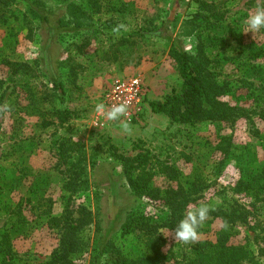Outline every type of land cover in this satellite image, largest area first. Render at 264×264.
Returning <instances> with one entry per match:
<instances>
[{
    "label": "rangeland",
    "instance_id": "374dc122",
    "mask_svg": "<svg viewBox=\"0 0 264 264\" xmlns=\"http://www.w3.org/2000/svg\"><path fill=\"white\" fill-rule=\"evenodd\" d=\"M75 1L16 0L0 9V244L12 247L14 264H46L59 244L48 220L80 206L93 211L95 220L86 236L90 247L76 264H94L104 239L112 245L105 262L119 255L132 264L148 254L141 232L122 229L127 211L159 227L166 264H189L196 244L215 243L226 230L215 210L233 201L252 218L236 223L231 243L247 247L255 263L264 264V179H256L264 171V32L244 33L242 23L260 3L99 0V12L84 6L90 19L74 33L57 32L36 16L41 2L54 14L53 22L63 19ZM32 2L38 3L31 7ZM81 36L91 41L82 55ZM175 39L191 54L203 44L218 82L227 85L220 99L246 110L245 118L190 125L151 111L150 102H164L184 87L170 55ZM8 62L29 64L32 72L14 74ZM74 65H81L76 86ZM124 75L140 78L149 92L138 122L107 120L95 111L105 89ZM54 77L66 86L64 98L53 95ZM56 108L73 113L69 123H58L51 113ZM45 118L55 123L46 127ZM64 136L84 148L89 184L76 192L67 185V166L58 162L56 142ZM139 154L149 155L152 166L161 162L179 172L175 181L157 176L156 187L195 185L187 208L206 204L214 211L198 241L175 240L166 226V207L133 197L116 156Z\"/></svg>",
    "mask_w": 264,
    "mask_h": 264
},
{
    "label": "trees",
    "instance_id": "16d2710c",
    "mask_svg": "<svg viewBox=\"0 0 264 264\" xmlns=\"http://www.w3.org/2000/svg\"><path fill=\"white\" fill-rule=\"evenodd\" d=\"M15 1L0 0V9L9 8ZM255 2L261 3L262 0L248 1L249 4ZM37 3L32 2L30 6L34 7ZM85 5L96 12H99L101 8L99 0H77L68 5L70 7L69 15L63 19L58 17L53 22L54 14L44 6L42 8V3L39 2L38 7L40 9L37 10L36 16L40 22H47L57 32L74 33L82 29L81 23L83 24L85 19H90L88 13L84 10ZM157 36H162L161 32ZM81 37L82 42L77 47V52L82 55L91 46V41L85 36ZM170 55L178 67L184 81V87L181 92L166 96L164 102H150L149 106L154 114L165 113L173 122L190 125L204 122L233 123L246 117V110L231 106L220 99L225 94L227 85H221L218 82L216 74L211 69L213 62L206 56L201 42H199L197 52L191 54L184 49V45L180 40L175 39ZM7 64L12 68L14 74L32 72V67L29 64L12 62ZM80 68L81 65L71 66L73 76L71 83L74 86H76L77 69ZM51 83L53 85V95H56L59 99L64 98L67 90L61 78L54 77L51 79ZM51 113L60 125L69 123L73 117V113L67 109L56 108ZM54 123L48 118L43 121L46 127ZM56 148L59 155V164L67 166L64 172L69 181L67 185L70 184V188L75 192L88 187L87 168L83 162L85 158L83 145L75 142L69 136H64L57 140ZM116 157L120 161L133 197L137 200L145 199L148 203L160 204L166 207L168 211L166 226L169 229H174L189 203L193 200L192 195L196 188L195 185L191 189L158 188L154 185L157 176L162 175L172 181L179 178V172L173 166L161 162H156L157 166H152L151 158L146 154H139L132 158L123 155H117ZM256 179H264V171L257 175ZM241 184L247 188L251 186L243 182ZM93 185L91 183V187ZM129 212L123 213L127 217H125L126 220L122 225V229L127 232L130 230L141 232L148 250L147 255L133 261L132 264H166V256L163 253L165 240L158 233L159 227L152 224L150 219L143 215L138 218L134 213L133 215L129 214L130 217H128ZM213 212L210 211V214L213 215ZM215 212L217 213L215 215L220 216L225 222L226 230L219 234L215 243L199 242L196 244V247L192 248L195 252L194 255L191 253L189 256V264H257L251 255L252 252L247 247L231 243L236 223H249L250 212L244 208L242 209L236 201L229 203L226 208L221 207L215 210ZM94 220L93 211L83 206L78 207L76 211H68L60 217L50 218L47 225L51 230L57 231L59 244L46 264H76L75 258L87 252L90 247V241L86 236L92 229ZM6 244H0L1 264H14L12 247ZM110 246L112 245L108 239L102 241L100 250L94 259V264H126V261L119 255L109 256L111 259L106 262L103 260L104 256L110 251ZM262 255L264 258V248L262 249Z\"/></svg>",
    "mask_w": 264,
    "mask_h": 264
},
{
    "label": "clouds",
    "instance_id": "9594fccd",
    "mask_svg": "<svg viewBox=\"0 0 264 264\" xmlns=\"http://www.w3.org/2000/svg\"><path fill=\"white\" fill-rule=\"evenodd\" d=\"M244 33L264 32V0L256 6L254 13H249L244 19ZM95 111L107 120H117L126 114V105H116L111 110L106 109L103 103L96 105ZM127 130V125H125ZM211 208L206 204H198L187 208L182 218L176 223L171 234L175 240L182 242H196L199 239V229L207 221Z\"/></svg>",
    "mask_w": 264,
    "mask_h": 264
},
{
    "label": "built area",
    "instance_id": "2783aa9c",
    "mask_svg": "<svg viewBox=\"0 0 264 264\" xmlns=\"http://www.w3.org/2000/svg\"><path fill=\"white\" fill-rule=\"evenodd\" d=\"M149 92L143 81L135 76L124 75L115 79L105 89L101 103L106 109L111 110L113 106L126 105V114L119 120L133 123L141 120L148 106Z\"/></svg>",
    "mask_w": 264,
    "mask_h": 264
}]
</instances>
